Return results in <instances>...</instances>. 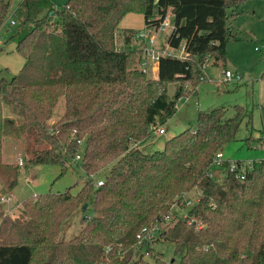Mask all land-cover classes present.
I'll return each instance as SVG.
<instances>
[{
	"label": "trees",
	"instance_id": "1",
	"mask_svg": "<svg viewBox=\"0 0 264 264\" xmlns=\"http://www.w3.org/2000/svg\"><path fill=\"white\" fill-rule=\"evenodd\" d=\"M242 3L67 0L56 7L50 0L19 1L14 12L20 20L10 37L17 36L23 65L10 78L0 77V183L11 190L20 174L18 164L2 160L3 129L14 128L15 118L18 131L46 143L26 167L58 164L63 174L65 157L80 154L87 180L76 194H37L22 202L17 217H0V264H128L137 233L163 220L174 201L184 207L183 194L195 187L200 197L187 216L172 219L152 244L172 243L175 264H264V158L253 161L243 180L227 163L220 180L207 174L214 153L237 131L242 105H232L231 116L224 106L199 111L195 126L166 140L161 150L142 149L153 126L195 91L206 61H224L227 42L235 39L230 19ZM9 7L10 0H0V21ZM169 9L173 27L165 43L184 56L160 55L157 75L149 77L138 67L141 49L115 46L118 23L134 12L143 14L146 27H156ZM137 31L124 29L123 43ZM171 82L176 88L169 97ZM60 97L64 111L50 123ZM3 103L16 111L14 119L3 118ZM95 180L103 183L95 186ZM91 194L94 214L81 217L75 236L58 238L63 222ZM142 246L153 264H168L150 244ZM135 262L148 264L141 255Z\"/></svg>",
	"mask_w": 264,
	"mask_h": 264
},
{
	"label": "rangeland",
	"instance_id": "2",
	"mask_svg": "<svg viewBox=\"0 0 264 264\" xmlns=\"http://www.w3.org/2000/svg\"><path fill=\"white\" fill-rule=\"evenodd\" d=\"M19 1L10 0V7L5 17L0 21V39L3 44L0 47V77L10 78L18 72L23 65V58L16 51L15 45L17 36L11 38L15 32L20 17L15 13ZM56 7H60L67 0H50ZM42 14V13H40ZM39 14V15H40ZM9 18L15 23H8ZM145 25L142 13H126L118 23L115 46L118 49H138L134 38L131 47L123 43L122 32L125 28L139 29ZM230 27L235 34V39L227 42L224 61L213 62L208 59L204 67V75L195 91L182 96L176 103V111L167 117L163 124L158 125L164 128V133H154L150 139L149 152L158 151L163 148L166 140L173 137L184 129H191L196 124V116L199 111H209L216 107L227 108V115L234 112L232 105H242L245 109L244 116L235 132L233 138L222 149L224 155L231 159L257 160L264 158V78L261 73L264 69V0H243L242 6L235 8V15L230 19ZM155 36V46L157 48L164 44V36L169 33L165 30H149ZM167 31V32H166ZM129 42V43H131ZM174 53H177L175 51ZM152 65V63H151ZM150 66L146 73L149 77H156L157 72ZM228 69L233 74L240 76L239 80L233 79L226 82L223 79L221 70ZM152 70L154 72H152ZM176 83L171 82L167 86L169 97L174 95ZM3 118H13L16 111L6 103H3ZM64 111V98L60 97L55 105L50 123L55 122ZM19 121L14 119V128L3 129L2 137V160L4 162L18 164L20 174L17 183L11 190H6L0 183V217L9 216L15 218L21 214L24 200H31L37 194L52 192L61 193L69 191L76 194L83 186L87 176L80 168L77 159L68 155L65 157L66 170L63 174L61 166L36 164L26 167L27 159L36 149L46 146V143L36 140L32 135L22 134L17 130ZM6 126V125H5ZM108 170L100 171V175H94V179L104 176ZM212 176L220 180V168L211 167ZM96 181V180H95ZM94 181V184H95ZM200 197V190L193 188L184 198L190 199V205ZM92 194L87 202L86 208L78 207L72 215L66 219L61 227L58 238L68 240L75 236L82 227L81 217L93 215L91 206ZM189 205V206H190ZM173 207L172 218L167 223V227L172 224V219L183 217L187 207ZM152 248L163 254L164 260L168 264H175L179 259L173 253V244L160 240L152 244ZM143 252V251H142ZM141 255L140 250L134 248L131 260L128 264H136V260ZM145 258L142 259L144 262ZM150 264H153L151 256L146 257ZM172 260V261H171Z\"/></svg>",
	"mask_w": 264,
	"mask_h": 264
},
{
	"label": "built area",
	"instance_id": "3",
	"mask_svg": "<svg viewBox=\"0 0 264 264\" xmlns=\"http://www.w3.org/2000/svg\"><path fill=\"white\" fill-rule=\"evenodd\" d=\"M8 23H10L11 25H13L15 23V21L11 18H9ZM173 27V18L172 15L169 11L166 12V14L164 15L162 21L159 23L158 26L153 27L152 30H165L166 28L168 29H172ZM134 38V40L139 41L141 43V46L138 49H141L142 51V56L141 59L139 60V64L138 67L144 72L147 73L148 72V68L150 66H153L152 68L154 69V66H157V61L160 55H170V56H174L171 55L168 51V49H173L169 47L166 43V47L162 46L157 48L155 46V36L153 34V32L151 31H143V30H138L137 32H134V34L132 35L131 40ZM3 41L2 39H0V47L2 46ZM179 57V56H177ZM152 63V65H151ZM152 72H154L152 70ZM223 73V79L226 82H229L233 79L239 80L240 76L237 74H233L231 71H229L228 69H225L222 71ZM153 131L155 133H163L164 132V128L162 126H153ZM75 159L79 160L80 159V154H76ZM254 161V160H253ZM253 161L250 160H239V159H231L229 157H226L223 153L222 150H218L214 153V156L210 162V168L215 166L218 168H222L224 163L228 164L229 170L231 171H236V177L239 180H243L245 178V174L246 171L250 170L252 168V163ZM208 175H212L211 169L208 168L207 171ZM103 183L102 180H98L95 182V186H99ZM186 194H183V201L185 206H189L191 203V200L188 199L186 200L184 198ZM181 207L180 203L178 201H174L171 205V208L169 210V212L164 215L163 220L161 221H155L154 223H152L150 226L148 227H143L139 233H137L136 235V244H135V249L140 250L142 259L145 258V262H147L148 264H150L149 260L146 259V257L150 256L149 251H147L145 249V246L143 247L142 245H147L150 244V246H152V241L153 239L157 238L159 236V234L162 232V230L164 228L167 227V223L170 221V219L172 218V212H173V207ZM187 214L184 213L183 217H186ZM182 217V218H183ZM143 251V252H142Z\"/></svg>",
	"mask_w": 264,
	"mask_h": 264
},
{
	"label": "crops",
	"instance_id": "4",
	"mask_svg": "<svg viewBox=\"0 0 264 264\" xmlns=\"http://www.w3.org/2000/svg\"><path fill=\"white\" fill-rule=\"evenodd\" d=\"M170 13H171V11H170V9L168 10ZM171 15H172V13H171ZM172 18H173V15H172ZM151 28H153V27H146L145 25L142 27V28H137V29H135V30H143V31H149ZM125 29H127V28H125ZM128 29H134V28H128ZM169 31H170V29H169ZM167 32V31H166ZM167 35V34H166ZM166 35L164 36V44H165V37H166ZM135 41V40H134ZM131 42V41H130ZM133 44V42H131V43H128V44H126L127 46H129V47H131L130 45H132ZM134 44H136V47H132V48H139L140 46H141V43L139 42V41H137V42H134ZM166 45V44H165ZM165 45H163L162 44V46H165ZM161 46V47H162ZM166 47V46H165ZM168 51H169V53L171 54V55H174V56H179V57H182V56H184V53H183V51H182V49H168ZM175 51H177V53H174ZM226 69V68H225ZM224 69V70H225ZM154 70L157 72V66H154ZM221 73H222V70H221ZM147 143H145V145H146ZM163 146V145H162Z\"/></svg>",
	"mask_w": 264,
	"mask_h": 264
},
{
	"label": "water",
	"instance_id": "5",
	"mask_svg": "<svg viewBox=\"0 0 264 264\" xmlns=\"http://www.w3.org/2000/svg\"><path fill=\"white\" fill-rule=\"evenodd\" d=\"M86 205H87L86 203H83V204H82V208H83V210L86 208ZM171 261H172V260H171Z\"/></svg>",
	"mask_w": 264,
	"mask_h": 264
}]
</instances>
